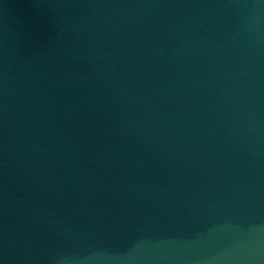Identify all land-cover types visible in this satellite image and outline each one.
I'll return each mask as SVG.
<instances>
[{"label":"water","instance_id":"1","mask_svg":"<svg viewBox=\"0 0 264 264\" xmlns=\"http://www.w3.org/2000/svg\"><path fill=\"white\" fill-rule=\"evenodd\" d=\"M0 264H264V0H0Z\"/></svg>","mask_w":264,"mask_h":264}]
</instances>
